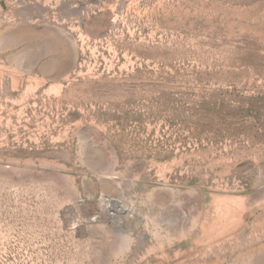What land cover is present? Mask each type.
I'll list each match as a JSON object with an SVG mask.
<instances>
[{"label":"rangeland","instance_id":"obj_1","mask_svg":"<svg viewBox=\"0 0 264 264\" xmlns=\"http://www.w3.org/2000/svg\"><path fill=\"white\" fill-rule=\"evenodd\" d=\"M42 7L30 79L0 0V264H264V0Z\"/></svg>","mask_w":264,"mask_h":264},{"label":"crops","instance_id":"obj_2","mask_svg":"<svg viewBox=\"0 0 264 264\" xmlns=\"http://www.w3.org/2000/svg\"><path fill=\"white\" fill-rule=\"evenodd\" d=\"M45 1L51 2V0ZM43 7L42 0H20V9L15 12L20 18L19 33L14 35L12 32H6L1 37L2 46L7 45L8 48L9 46L19 48L17 51L18 68L24 78L28 77L31 79L32 73L38 68L35 65L39 62L36 60L41 54V48L44 46L51 48L55 44V39L52 37H55L57 29L47 25L40 26V18L43 16L46 18V14H49L46 13ZM165 191L172 192L173 190L166 188ZM165 221H168V218ZM195 221H198V218L195 219V216H193L192 222L195 223Z\"/></svg>","mask_w":264,"mask_h":264}]
</instances>
